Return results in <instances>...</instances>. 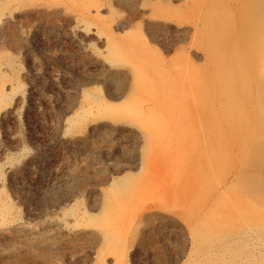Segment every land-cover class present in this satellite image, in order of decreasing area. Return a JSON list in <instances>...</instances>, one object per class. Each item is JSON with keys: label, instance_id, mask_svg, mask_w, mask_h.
Listing matches in <instances>:
<instances>
[{"label": "rangeland", "instance_id": "1", "mask_svg": "<svg viewBox=\"0 0 264 264\" xmlns=\"http://www.w3.org/2000/svg\"><path fill=\"white\" fill-rule=\"evenodd\" d=\"M263 5L0 0V264H184L202 193L214 214L240 205L221 165L253 151L240 156V129L224 128L245 120L260 134L239 142L264 150ZM205 114L222 115L212 137H231L228 157L202 150Z\"/></svg>", "mask_w": 264, "mask_h": 264}, {"label": "bare ground", "instance_id": "2", "mask_svg": "<svg viewBox=\"0 0 264 264\" xmlns=\"http://www.w3.org/2000/svg\"><path fill=\"white\" fill-rule=\"evenodd\" d=\"M258 10H259L258 13L260 15H256V17L260 18V17H262V15L264 13V5L260 6V8ZM233 23H235V22H233ZM230 35H231V33H230ZM251 36L252 35L250 32H247L244 35L243 34H237V36L233 35V37L241 38V40H243L244 42L249 41V38H251ZM230 39H228V40H230ZM233 44L235 45V42ZM240 45H241V43H240ZM250 45H251V48H253L252 44H250ZM229 46H230V42H229ZM232 47H234L233 50L236 52H241L240 50H244V48H242V46H236L235 47L232 45ZM232 47L230 46V48H232ZM233 50L231 49L232 53H233ZM252 51L254 54V50H250V52H252ZM241 55H243V54L241 53ZM187 56L188 55H186V59L190 58V56L189 57H187ZM244 59H240L238 61L239 62L241 61L243 63V61L244 62L246 61V59L245 60ZM185 61H187V60H185ZM188 61H190V60L188 59ZM187 63H189V62H187ZM189 64L192 65V63H189ZM207 67H209V66H207ZM248 67H250V66H248ZM185 68H187V70H188L189 66L188 67L186 66ZM191 70H194V68ZM211 70H213V68L208 69V73L211 72ZM245 71H246V69H245ZM211 74L209 75L210 77H211ZM219 77H221V76L219 75ZM209 78L208 77L205 78V82L207 83V86H209V84L207 82V81H209ZM186 80H188V79H186ZM193 80H194V83L198 85V83H196V81H195V80H197V78L193 79ZM210 80L214 82L213 79H210ZM211 81H209V82H211ZM234 81L236 82L235 79H234ZM205 82H204V85H205ZM213 82H212V84H213ZM239 83H240V81H239ZM192 84L193 83H191V85ZM195 84H193V85H195ZM240 84H238L239 87L241 86ZM211 86H213V85H211ZM239 87H238V90H239ZM184 90H188L187 87L184 88ZM253 90H254V88H253ZM211 91H212V89H211ZM202 92H204V90ZM209 92L210 91H208V93ZM187 93H188V91H187ZM230 93H234V90H232V88L230 89ZM209 96H210V94L208 95V97ZM242 96L244 97V94H242ZM205 97H207V96H205ZM212 97H213L214 102L212 101V99L210 101V98H212ZM212 97L210 96V98L207 99V103L209 105L213 104L212 108H213V106L218 107V109L231 108V105H230L228 99H225V98L218 96V95H214ZM242 100H245V99L242 98ZM197 108L201 112L203 111L199 107H197ZM212 108H211V110H212ZM245 111H246V109H245ZM249 111H250V109H248V113H249ZM215 113L217 114V111H215ZM214 114L213 115L210 114L211 116H207L205 114L206 117L205 116H204L205 118L203 117L204 121H203V119L202 120L200 119L201 117L199 118L201 121L205 122L204 124L206 125V128H204L203 130H200V132L198 133L199 136L203 139L204 146H203L202 150L205 152V154H207V156L211 155L212 157H213V155L216 154L215 152L217 150L221 151L223 153V155H227L228 151H233L232 148L234 147V144L231 141L228 142L229 138H231V137H229L228 139H226V137H225V139H223V138L216 136V140H215V137L214 138L212 137L213 130H215V128H214L215 124L217 125V123H219V117L222 116V115L218 116L219 114L218 115H214ZM238 114L228 112V113H226L225 116L228 118V120L230 122H233V120L232 121L230 120L231 115H234V116L237 115L239 117H242V119H243V117L247 116L246 112L240 111V113H238ZM188 115H190V114H188ZM253 115L255 116L256 114L254 113ZM253 115H251V116H253ZM258 116H256V117H258ZM188 118H190V116ZM192 122H194L193 119H192ZM220 122H221V120H220ZM245 124H247V123L245 120H243L242 124L239 127H233L234 126L233 124H232L233 126L230 124L232 127H227V128H224L222 126L225 129V133H226V131L231 132L233 130H236V129L239 130L240 129L241 137L237 138L238 140H237V143L235 144L238 147V149H240V151H241V154H239L240 156H243V155L245 156L244 153L246 151L248 152V150H247L248 147L250 148V151H253L252 159L250 160L252 162L249 161L250 163H248V161H246L247 162V164H246V162H244L243 160L241 163H237L238 160H234L231 163L227 158L225 163L221 165V168L222 167L223 168H222V171L220 172L219 177L225 178L226 177L225 175L229 171L230 167L232 169H236V173H235V174H237L236 180H235V182H233V183L231 182L230 184L232 187H235L238 189L230 191V193L235 194L239 197L240 205H237V207L233 206L232 209L231 210L229 209V211L227 213H223V212H220V210H218L214 214L213 211H211L210 207L208 206V202H209V199L207 196L208 192L202 193L199 202L201 204H204L205 207H208V209L202 216L200 215L198 223L195 224V226H193V228L191 230V234L194 238L195 243L197 244V248L195 250H192L191 252H189L184 264H264V150H263V143H260L257 141L254 143H252L253 142L252 141L251 143L246 144V145L243 144L242 142H239L240 139H248L249 140V138H247V134H249V135L252 134V135H254V137H257L258 134H260L259 133L260 131H258L260 129H256V128L252 129V131H251L252 133L250 134L248 131L249 129H247V127L245 128V126H243ZM217 130H219V128ZM217 130L214 131V134L218 135L219 131H218V133H216ZM252 135L249 137L251 138ZM222 136H223V134H222ZM254 139H258V138H254ZM246 142H248V141H246ZM200 144H201V142L199 143V145ZM244 149H246V150L242 151ZM219 153L216 154V156L221 154V153L220 154ZM204 157H206V155ZM227 157H228V155H227ZM222 158H223V156H222ZM221 160L223 161V159H221ZM204 163L205 164H202L204 166L201 168V171L204 173L205 172L210 173V170L213 168V165L209 162L208 159H206ZM218 165H220V164H218ZM232 169L230 170L231 172H233ZM217 171H219V169H217ZM248 186L253 187L254 189H246V187L248 188ZM231 190H232V188H231ZM223 198H224L223 201L228 203V200H226V197L224 196ZM232 215L236 216L235 222L230 221L229 226H226L227 224H225V226H224V224L223 225L220 224V219L224 218L225 216H232ZM221 229L224 230V233H220Z\"/></svg>", "mask_w": 264, "mask_h": 264}]
</instances>
